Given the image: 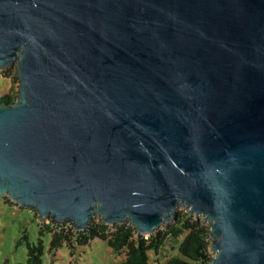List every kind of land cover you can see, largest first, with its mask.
Listing matches in <instances>:
<instances>
[{"label":"water","instance_id":"1","mask_svg":"<svg viewBox=\"0 0 264 264\" xmlns=\"http://www.w3.org/2000/svg\"><path fill=\"white\" fill-rule=\"evenodd\" d=\"M0 195L149 234L179 204L210 264H264V0H0Z\"/></svg>","mask_w":264,"mask_h":264},{"label":"trees","instance_id":"2","mask_svg":"<svg viewBox=\"0 0 264 264\" xmlns=\"http://www.w3.org/2000/svg\"><path fill=\"white\" fill-rule=\"evenodd\" d=\"M15 98L16 95L6 91L0 95V102L9 103ZM38 230L36 242H29L25 235L18 240L21 242L24 238L26 241L27 264H41L44 245L40 236L44 232L51 233L48 251L52 256L63 243L72 250L76 244L84 245L98 237L105 239L114 252H124V258L119 264H148L149 249L158 252L167 238L177 237L184 231L186 233L177 247L178 253L169 255L166 264H210L213 255L207 222L200 216L195 217L187 209L177 208L170 220L155 227L147 235L138 232L129 221L108 224L100 216H92L81 229H76L70 221L58 223L49 218L48 222L39 223Z\"/></svg>","mask_w":264,"mask_h":264},{"label":"rangeland","instance_id":"3","mask_svg":"<svg viewBox=\"0 0 264 264\" xmlns=\"http://www.w3.org/2000/svg\"><path fill=\"white\" fill-rule=\"evenodd\" d=\"M15 66L14 61L0 69V95L6 91L17 94ZM177 208L187 209L182 204ZM48 221L49 218L40 219L36 210L18 204L8 195H0V264H27L26 241L24 238L21 242L18 240L25 235L29 242H36L39 236V223ZM185 233L186 231L177 237L167 238L158 252L149 249L148 264H166L169 255L178 253V244ZM50 236V232H44L40 236L44 245L41 264H119L124 258V252H114L105 239L98 237L92 238L84 245L76 244L72 250L63 243L52 256L48 251Z\"/></svg>","mask_w":264,"mask_h":264}]
</instances>
